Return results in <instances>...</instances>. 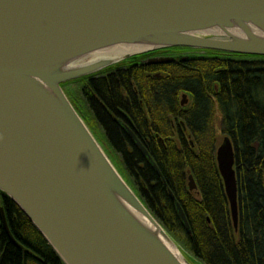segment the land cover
<instances>
[{"label":"water","instance_id":"1","mask_svg":"<svg viewBox=\"0 0 264 264\" xmlns=\"http://www.w3.org/2000/svg\"><path fill=\"white\" fill-rule=\"evenodd\" d=\"M213 28L226 38L199 33ZM126 43L147 47L139 53L186 46L264 56V0H0V190L65 264H185L173 250L179 243L119 174L61 86L130 58L92 57ZM187 101L183 94L181 104ZM216 159L237 229L230 136Z\"/></svg>","mask_w":264,"mask_h":264},{"label":"trees","instance_id":"2","mask_svg":"<svg viewBox=\"0 0 264 264\" xmlns=\"http://www.w3.org/2000/svg\"><path fill=\"white\" fill-rule=\"evenodd\" d=\"M136 56L107 75L92 74L61 86L86 124L93 125L96 139L107 146L105 152L141 201L196 262L264 264V56L204 49V54L159 66L131 64ZM159 70L161 77L155 78L153 72ZM185 92L188 103L182 106L179 98ZM118 117L135 132L162 176L123 124L116 122ZM226 135L236 149L237 229L216 159ZM189 169L197 193L187 185ZM1 207L17 243L3 227ZM1 248L0 264H65L0 190Z\"/></svg>","mask_w":264,"mask_h":264},{"label":"bare ground","instance_id":"3","mask_svg":"<svg viewBox=\"0 0 264 264\" xmlns=\"http://www.w3.org/2000/svg\"><path fill=\"white\" fill-rule=\"evenodd\" d=\"M230 33H233V34H236V35H242V32L238 31V30H229ZM200 34H210V37H218V38H226V34L225 32L222 30V29H219V28H213V29H208V30H202L199 32ZM176 47H180V46H176ZM186 47V46H184ZM167 48H171V47H167ZM145 49H147V47H144V46H140V45H137V44H131V43H126V44H117V45H114V46H110V47H107L105 49H102V50H99V51H95L94 53H92V57H96L98 58L99 56H102V57H112V58H119V57H122L123 55L125 54H135V55H140L141 51H144ZM138 53V54H137ZM233 53V52H232ZM131 57V56H130ZM129 59V58H127ZM126 59V60H127ZM136 59H139V56H136L135 57V61ZM134 62V61H133ZM118 65V63L116 64V66ZM156 74V73H153V75ZM155 78H160L159 77H156V75H154ZM68 97V96H67ZM128 103L129 105L133 106V101L131 99L128 100ZM128 117H130L128 115ZM119 121H121L123 123V128H125L128 133H129V130L135 134V132L127 125V124H124V119H122L121 117H118ZM131 119V118H130ZM182 122V125H183V129L186 131V133H188V137H189V140H190V143L192 145H194L193 143V137H192V134L189 133V131L187 130V126ZM93 134V133H92ZM93 136L95 138H98L95 134H93ZM139 139V138H138ZM140 140V139H139ZM97 141L99 142V140L97 139ZM142 143V142H141ZM99 145L102 147L103 151L105 152L106 151V148L107 146H105L104 143H102L101 141L99 142ZM144 146V145H143ZM145 147V146H144ZM106 153V152H105ZM107 155V153H106ZM107 157L110 159L111 163L114 165V167L117 169V171L119 172V174L123 177V179L127 182V180L124 178V176L122 175V173L118 170V168L116 167V165L113 163L112 159L109 157V155H107ZM149 157H151L149 155ZM150 160V159H149ZM154 164V166L156 167L158 173H159V168L156 164V162L153 160V158L151 157V160ZM236 169H237V160H236V165H235ZM190 171V169H189ZM160 176H162L161 172L159 173ZM238 176V175H237ZM196 180V179H195ZM127 184L129 186H131L128 182ZM197 184V182H196ZM189 185V184H188ZM198 188V186L196 187ZM237 188H238V202H239V183L237 184ZM15 202V201H14ZM16 203V202H15ZM230 205V204H229ZM178 208V207H177ZM231 210V209H230ZM1 213L3 214V221L4 223H7V219H6V216H5V212H4V209L1 207ZM185 214V213H184ZM232 214V213H231ZM10 232V231H9ZM11 234V233H10ZM180 245V244H179ZM51 247L53 248V250L56 252V250L54 249V247L51 245ZM173 250L177 253V255H179V257L181 258V260L187 264V261L185 260V258L183 257V254L181 253V250L180 248L178 247H173ZM57 253V252H56ZM58 255V253H57ZM59 256V255H58ZM60 257V256H59ZM61 259V257H60ZM62 260V259H61ZM63 261V260H62ZM64 262V261H63ZM65 263V262H64Z\"/></svg>","mask_w":264,"mask_h":264},{"label":"flooded vegetation","instance_id":"4","mask_svg":"<svg viewBox=\"0 0 264 264\" xmlns=\"http://www.w3.org/2000/svg\"><path fill=\"white\" fill-rule=\"evenodd\" d=\"M204 53V50L202 49H198V48H192V47H171V48H160V49H156V50H152V51H148V52H143V54L141 53L139 55V57H141L140 60H136L134 62H132L134 65L139 66V65H144V64H152V62H155L154 59H160V58H173V60L175 59H185L187 58L189 55L192 54H202ZM144 55V56H142ZM146 55V56H145ZM135 56V55H134ZM172 61V60H170ZM168 62V61H165ZM161 64H164L163 62H159ZM115 65H112L108 68H105L99 72H97L95 75L97 76H101V75H107L110 72L114 71L116 68ZM87 77V76H86ZM83 78V77H82ZM116 122H118V124L122 127L121 124H123L121 121V123H119V119L116 118ZM134 141V140H133ZM135 142V141H134ZM2 215V221H3V214ZM3 227L6 229L5 227V223L3 221ZM9 237L11 238V240L14 242V239L10 236L8 230L6 229ZM17 243V242H14ZM4 252V248L0 249V260L2 258Z\"/></svg>","mask_w":264,"mask_h":264},{"label":"rangeland","instance_id":"5","mask_svg":"<svg viewBox=\"0 0 264 264\" xmlns=\"http://www.w3.org/2000/svg\"><path fill=\"white\" fill-rule=\"evenodd\" d=\"M138 54V53H137ZM202 54H204V53H202ZM135 54H133V56H134ZM133 56H131V57H133ZM161 62H163V63H165V61H161ZM169 62V61H168ZM131 64H132V62H130ZM120 64V63H119ZM159 64L160 63H158V61H156V62H152V64L151 65H153V66H159ZM116 67V66H115ZM153 73H156V74H159V76L161 77V71L159 70V71H154ZM156 74H154V75H156ZM153 75V76H154ZM158 76V77H159ZM73 84V83H72ZM72 87L73 86H70V88L72 89ZM63 88V87H62ZM66 89H69V87L68 86H66ZM63 90H64V88H63ZM64 92H65V90H64ZM66 93V92H65ZM183 94L184 95H186L187 96V99H188V94L185 92V93H182L181 95H180V104H181V100H182V97H183ZM67 95V94H66ZM69 98V97H68ZM70 100V99H69ZM71 102V101H70ZM72 103V102H71ZM187 103H188V101H187ZM187 103H185L184 105H186ZM73 105V104H72ZM182 105V104H181ZM184 105H182V106H184ZM79 114V113H78ZM82 118V117H81ZM83 119V118H82ZM182 121V120H181ZM85 122V121H84ZM86 123V122H85ZM88 126V125H87ZM88 127H90L89 129H90V131L94 134V131H92L94 128H93V125L90 123V126H88ZM186 138H187V140L190 142V140H189V137H188V133L186 134ZM224 138V137H223ZM223 138L221 137V140H220V142H222L223 141ZM220 144V143H219ZM190 174H192L191 172L189 173V170L187 171V185H188V183L190 182V179H189V176H190ZM193 175V174H192ZM196 181V180H195ZM130 183V182H129ZM131 185V184H130ZM131 187H132V185H131ZM189 187V186H188ZM197 189V188H196ZM196 189H193V190H191V191H193L194 193H197V191H196ZM7 226H8V223H7ZM6 227V226H5ZM7 229V228H6ZM8 230H9V227H8ZM176 241V240H175ZM178 244V243H177ZM179 245V244H178ZM179 248H180V250L182 251V253L183 254H185L186 256H187V258L189 259V261L192 263V264H202L200 261H198V262H196L195 261V258H193L192 256H191V253H188V251H186L181 245H179Z\"/></svg>","mask_w":264,"mask_h":264}]
</instances>
